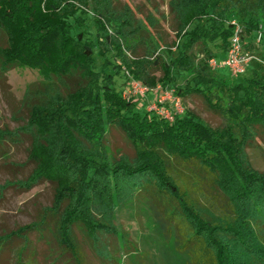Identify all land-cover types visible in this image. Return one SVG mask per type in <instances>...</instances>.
Here are the masks:
<instances>
[{"label":"trees","instance_id":"obj_1","mask_svg":"<svg viewBox=\"0 0 264 264\" xmlns=\"http://www.w3.org/2000/svg\"><path fill=\"white\" fill-rule=\"evenodd\" d=\"M168 10L174 18V51L167 49L165 58L154 54L156 42L147 38L152 63L162 71L155 79L145 73L144 58L126 54L134 52L133 43L142 34H149L148 27L158 25L149 15L139 21L127 6L115 11L112 0H0V33L6 39L0 45V85L7 84V72L16 67L42 76L21 99L26 112L21 123L13 130L0 129V143L27 141L32 164L25 178L3 186L29 190L41 182L53 185L52 202L37 220L0 234V256L11 240L21 239L16 261L29 264L25 253L32 257L34 244L28 234L42 236L51 221L60 256L84 264L76 230L105 264H117L110 240L127 249L131 245L116 230L115 209L141 197L163 224L183 264H264V242L253 225L264 220V170L252 166L245 150L264 130V65L253 68L243 81L216 75L208 65L215 56L207 48L213 43L223 58L232 18L248 36L260 24L264 27V0H169ZM88 19L97 30L94 39L86 35ZM196 45L203 46L205 56L198 62L192 52ZM109 52H114L117 65L107 57ZM119 72L123 80L118 86ZM180 72L191 76L192 85L176 88L174 94L205 98L225 118L223 127L212 128L190 112L171 110L172 120L142 113L139 100L146 93L125 97L132 81L163 89ZM110 126L123 132L134 157L110 158ZM175 165L194 172L193 177L182 174L179 185L170 174ZM207 179L226 200L230 214L203 211L191 198L189 183L201 185Z\"/></svg>","mask_w":264,"mask_h":264},{"label":"rangeland","instance_id":"obj_2","mask_svg":"<svg viewBox=\"0 0 264 264\" xmlns=\"http://www.w3.org/2000/svg\"><path fill=\"white\" fill-rule=\"evenodd\" d=\"M168 2L169 0H112L115 11L120 12L127 6L137 20L143 22L145 17L149 15L158 23L155 28L148 27L149 34H142V39L139 38L140 34L136 36L140 40L133 43V53L126 51V54L134 59L144 58L147 61L145 73L148 77L155 79L162 76V71L157 64L152 63L154 57H152L151 52L153 48L147 38L151 36V41L156 42L157 50L154 54H162L165 58L168 50L174 51V46H172L175 40L174 18L169 13ZM87 23L86 35L94 39L97 33L96 27L89 19ZM78 29L75 28L76 31ZM156 35L159 36L160 43L157 42ZM5 40V36L0 33V45L5 44ZM202 47V45H196L192 50L196 62L205 57ZM207 48L212 51L215 59L220 63L222 57L220 49L213 43L208 44ZM245 51L252 56V59L246 72L237 77L238 81L249 78L253 68L255 69L260 64L264 65V58H262L264 56V42H256L254 35L248 36L245 40ZM107 57L115 65L118 64L114 52L107 53ZM99 62V58L96 57L95 64L98 65ZM209 68L216 75L220 73L221 76L230 78L225 67L212 68L209 65ZM114 70V68H109V72L113 73ZM41 80V74L30 68L16 67L7 72V84L0 85V129L13 130L21 123V120L26 116L25 110L22 109L21 99L29 86ZM115 80L118 86L119 83H122L121 72L116 74ZM191 85V76L180 72L175 73L174 81L163 89H160L159 84L147 87L146 94L141 96L139 100L140 112L152 111L154 113L153 106L157 108L163 106L169 112L172 110L181 115L190 112L212 128L223 127L226 124L225 118L219 112L212 110L205 98L197 94L186 96L174 94V89H184ZM176 101H179L177 109L173 105ZM159 102L162 105L159 106ZM258 132L245 150L252 166L261 171L264 170V130ZM27 147V141L24 139L15 142L7 139L6 142L0 143V234L7 233L19 225L37 220L41 209L49 206L52 202L53 185L48 182H41L29 190L3 186L7 181L25 178L30 172L32 164L27 161ZM106 150L110 158L118 157L120 154L127 157H134L135 155L134 147L116 126H110L108 129ZM179 166L175 165L170 174L179 185H182V174L186 176L188 172ZM193 173H188L186 177H193ZM189 193L203 211L217 215L231 213L226 200L215 190L210 179L196 186L189 183ZM114 215L117 232L127 237L131 245L127 249L116 239L110 240L109 249L115 250L117 264L184 263L183 256L176 252L172 239L167 236L163 224L155 217L145 198L137 197L121 203L116 207ZM253 225L259 239L264 242V220L258 219ZM74 235L83 254L84 264H105L78 231L74 230ZM28 238L34 244L32 257L31 254L25 253V259L30 261L29 264H73L69 255H59L60 249L55 242L54 226L51 221L42 236L37 232H31L28 234ZM22 245L21 239L11 240L1 253L0 264H17L16 252Z\"/></svg>","mask_w":264,"mask_h":264},{"label":"built area","instance_id":"obj_3","mask_svg":"<svg viewBox=\"0 0 264 264\" xmlns=\"http://www.w3.org/2000/svg\"><path fill=\"white\" fill-rule=\"evenodd\" d=\"M229 23L232 26V34L221 62L219 63L215 58H211L208 63L212 68L225 67L232 78H237L246 72L252 56L245 51V40L248 34L244 26L236 18L230 19ZM252 35H254L256 42L262 41V37H264V27L260 24L258 28L252 32ZM146 91L147 88L145 86L141 85L139 82L132 81L125 97L129 98L139 94L143 95ZM173 105L174 108L177 109L179 101H176ZM153 110H155L156 114L172 120L171 113L164 109L163 106L158 108L153 106Z\"/></svg>","mask_w":264,"mask_h":264}]
</instances>
